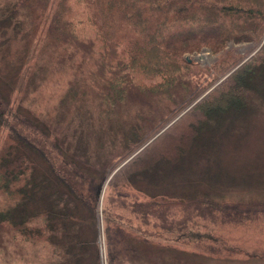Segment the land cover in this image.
<instances>
[{
	"label": "trees",
	"instance_id": "16d2710c",
	"mask_svg": "<svg viewBox=\"0 0 264 264\" xmlns=\"http://www.w3.org/2000/svg\"><path fill=\"white\" fill-rule=\"evenodd\" d=\"M29 4H37L44 11L49 46L90 60L81 90L94 105L104 107L103 114L116 115L135 105L148 111L145 114L143 110L146 116H142L153 127L162 114L158 102L166 101V108L170 102L182 108L205 91L192 78L196 62H189L184 53L203 46L219 52L230 41H257L264 35V0H0V22H12L18 9ZM87 27L94 29V35L86 33ZM231 65L216 66L221 73ZM261 70L264 54L258 63L253 59L238 66L194 106L204 111L245 106L250 77ZM8 107L0 87V125L9 122ZM16 112L0 164V193L9 199L0 208V264H10L13 257L27 261L28 245L35 239H47L59 248L62 260L53 250L55 256L49 264H100L96 215L104 175L94 176L87 169H113L118 163L112 160L126 158L141 145L142 138L132 139L126 147L125 143L113 145L106 155L96 152L92 159L93 155L83 152L82 137L88 123L78 121L77 126L68 127L61 123L62 128L55 123L58 137L51 139V123L42 128ZM32 150L50 164L48 186L42 174L33 175L37 162L29 155ZM119 170L110 178L109 186ZM114 191L117 194L109 193L103 211L109 264H116L121 257L131 260L126 255L136 254L166 233L184 234L204 223L257 227L264 220V199H221L205 193L173 201L183 205L177 214L170 210L173 202L163 195L128 203L122 192ZM119 194L121 198L114 199ZM116 205L121 206L118 212ZM206 247L204 244L205 250L217 252L215 247Z\"/></svg>",
	"mask_w": 264,
	"mask_h": 264
},
{
	"label": "rangeland",
	"instance_id": "374dc122",
	"mask_svg": "<svg viewBox=\"0 0 264 264\" xmlns=\"http://www.w3.org/2000/svg\"><path fill=\"white\" fill-rule=\"evenodd\" d=\"M14 18L12 22H0V87L9 102V122L0 125L1 165L3 147L11 133V117L16 111L42 128L47 126L46 122L51 123L54 126L51 139L58 137L55 123L60 127L61 123L66 127L78 121L88 123L82 137L83 152L86 150V156L93 155L92 159L96 152L106 155L113 145L125 143L126 147L132 139L142 138L141 145L122 160L107 155L114 164L118 163L113 169L101 171L93 166L87 169L94 176L104 175L99 184L96 215L100 264H109L103 211L109 193L117 194L116 189L128 203L145 201L151 195H163L170 203L205 193L221 199H264V70L250 77L245 106L209 111L194 106L238 66L253 59L258 63L264 54V35L257 41H230L219 52L203 46L184 53V57L190 55L196 62L192 78L205 91L182 108L174 102H170L169 108L166 101L158 102L162 114L157 116L158 124L153 127L142 116L148 111L138 106L129 105L118 114L109 115L103 114L104 107L94 105L81 90L90 60L47 44L45 14L40 6H21ZM86 33L94 35V29L87 27ZM200 54L202 59H198ZM218 64L231 66L219 73ZM63 154L68 156L66 151ZM29 155L37 162L33 175L42 174L48 186V177L52 175L49 162L33 150ZM118 170L117 178L109 186L110 178ZM121 194L114 199L119 200ZM8 201L0 193V208ZM120 208L116 205L115 211ZM182 209V204H170V210L177 214ZM32 242L28 245V260L13 257L10 264H49L55 256L53 250L58 260H62L59 248L47 239ZM204 244L209 246L206 248H217V252L205 250ZM126 256L131 260L121 257L116 264H264V220L257 227L253 224L239 228L204 223L184 234L166 233L150 246Z\"/></svg>",
	"mask_w": 264,
	"mask_h": 264
},
{
	"label": "water",
	"instance_id": "95a60500",
	"mask_svg": "<svg viewBox=\"0 0 264 264\" xmlns=\"http://www.w3.org/2000/svg\"><path fill=\"white\" fill-rule=\"evenodd\" d=\"M186 59H187L189 62H191V61L193 60V58H192L190 55H186ZM198 59H202V55H201V54L198 56Z\"/></svg>",
	"mask_w": 264,
	"mask_h": 264
}]
</instances>
